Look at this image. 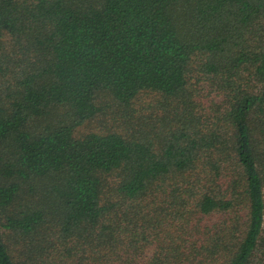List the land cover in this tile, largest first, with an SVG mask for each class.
I'll use <instances>...</instances> for the list:
<instances>
[{"label": "trees", "instance_id": "obj_1", "mask_svg": "<svg viewBox=\"0 0 264 264\" xmlns=\"http://www.w3.org/2000/svg\"><path fill=\"white\" fill-rule=\"evenodd\" d=\"M0 264H264V0H0Z\"/></svg>", "mask_w": 264, "mask_h": 264}]
</instances>
